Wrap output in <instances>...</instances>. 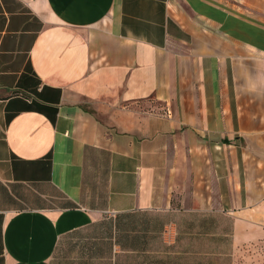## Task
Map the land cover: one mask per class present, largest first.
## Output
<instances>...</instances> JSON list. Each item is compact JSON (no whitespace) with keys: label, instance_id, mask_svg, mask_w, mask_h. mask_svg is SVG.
Returning a JSON list of instances; mask_svg holds the SVG:
<instances>
[{"label":"crops","instance_id":"obj_1","mask_svg":"<svg viewBox=\"0 0 264 264\" xmlns=\"http://www.w3.org/2000/svg\"><path fill=\"white\" fill-rule=\"evenodd\" d=\"M241 139L264 0H0V264H238L224 235L264 238Z\"/></svg>","mask_w":264,"mask_h":264},{"label":"rangeland","instance_id":"obj_2","mask_svg":"<svg viewBox=\"0 0 264 264\" xmlns=\"http://www.w3.org/2000/svg\"><path fill=\"white\" fill-rule=\"evenodd\" d=\"M241 148L253 157L264 156V146H260L262 140H239ZM254 173V169H253ZM225 233L227 232L228 221H224ZM223 245L225 248V258L230 259L238 264H264V238L257 237L248 241H239L237 243L232 242V248L227 251V245L229 242V236L224 235ZM231 257V258H230Z\"/></svg>","mask_w":264,"mask_h":264}]
</instances>
